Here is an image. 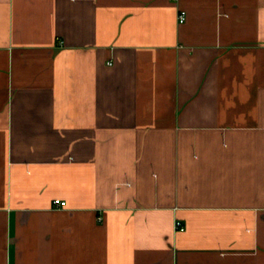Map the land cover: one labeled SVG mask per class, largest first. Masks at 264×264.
Here are the masks:
<instances>
[{
  "label": "crops",
  "instance_id": "0c3cea01",
  "mask_svg": "<svg viewBox=\"0 0 264 264\" xmlns=\"http://www.w3.org/2000/svg\"><path fill=\"white\" fill-rule=\"evenodd\" d=\"M0 264H264V0H0Z\"/></svg>",
  "mask_w": 264,
  "mask_h": 264
},
{
  "label": "built area",
  "instance_id": "2783aa9c",
  "mask_svg": "<svg viewBox=\"0 0 264 264\" xmlns=\"http://www.w3.org/2000/svg\"><path fill=\"white\" fill-rule=\"evenodd\" d=\"M178 19H179L180 22H184L185 21V14H184V12H182V13L179 14ZM66 204L67 203L65 201H61L59 199H57V200L54 201V205L56 207H58V208H65L66 207ZM175 228H176V230H179V231H184L185 230V227L178 220L176 221Z\"/></svg>",
  "mask_w": 264,
  "mask_h": 264
}]
</instances>
